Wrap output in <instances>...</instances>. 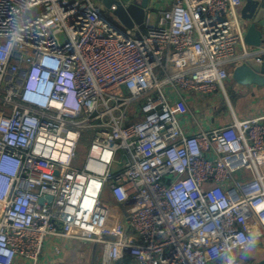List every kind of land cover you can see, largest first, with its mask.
Instances as JSON below:
<instances>
[{"label": "built area", "instance_id": "1", "mask_svg": "<svg viewBox=\"0 0 264 264\" xmlns=\"http://www.w3.org/2000/svg\"><path fill=\"white\" fill-rule=\"evenodd\" d=\"M242 3L149 0L141 33L97 0H0V264H37L57 236L100 245L101 264H243L264 232V124L202 129L185 98L264 62ZM106 190L128 206L117 232Z\"/></svg>", "mask_w": 264, "mask_h": 264}, {"label": "crops", "instance_id": "2", "mask_svg": "<svg viewBox=\"0 0 264 264\" xmlns=\"http://www.w3.org/2000/svg\"><path fill=\"white\" fill-rule=\"evenodd\" d=\"M244 2L245 0H243L242 6L238 8L239 15ZM258 28L264 36V27L260 25ZM233 67L234 65L229 67L228 79L223 84L224 92L220 89L222 94L219 87L207 94L196 92L185 94L186 101L192 102L196 112L201 114V117H198V124L202 129L231 124L233 117L238 120L261 118V122L264 124V85L241 86L236 84L230 76ZM166 94L176 108L177 115L183 119V123L186 122L182 117L183 114L177 103V97L170 91H167ZM221 101H226L223 111H219ZM102 199L103 205L107 209L108 225L116 232L122 230L128 206L115 204L107 190ZM236 257L243 264H257L260 259L264 258V232L259 237L258 245L248 246L244 251L237 252ZM101 259L100 245L57 236L45 240L37 264H101ZM128 261L129 259L125 257L114 264H122ZM19 264L29 263L19 261Z\"/></svg>", "mask_w": 264, "mask_h": 264}, {"label": "water", "instance_id": "3", "mask_svg": "<svg viewBox=\"0 0 264 264\" xmlns=\"http://www.w3.org/2000/svg\"><path fill=\"white\" fill-rule=\"evenodd\" d=\"M102 3L105 8H109L111 4H115L116 8L112 11L118 22L127 29L134 26L141 33H145L144 13L148 7L149 0H140L137 4H128L124 9L116 0H97ZM241 20L245 26L244 43L250 51L260 48L264 45V36L258 26L264 27V0H261L259 6L253 0H245L240 14ZM232 80L241 86L245 85H264V62L257 63L255 56L250 55L245 60L234 66L230 72ZM45 199L41 198L39 204ZM259 244V238H252V245ZM257 264H264V258L260 259Z\"/></svg>", "mask_w": 264, "mask_h": 264}, {"label": "rangeland", "instance_id": "4", "mask_svg": "<svg viewBox=\"0 0 264 264\" xmlns=\"http://www.w3.org/2000/svg\"><path fill=\"white\" fill-rule=\"evenodd\" d=\"M253 1L257 2V6H259V4L261 3V0H253ZM135 2L138 3L139 1H135ZM98 3H99L100 11L105 17H107L110 21H112L114 23H119L117 18H115V16L113 15L112 11H110L108 8H105L102 5V3H100V2H98ZM151 14H154V11L151 12ZM121 27H123V26L121 25ZM59 39L62 40L63 36H60ZM224 84H225V82H224ZM219 91L222 94V91L220 89H219ZM224 102L226 103V101H221V103L219 105V107H220L219 111H223L224 110V107H225L224 106V104H225ZM187 105H188V108L190 109V111L193 114H195L197 117H201V114L199 112H196V110L194 109L192 102L187 101ZM90 138H91V135H90L89 131H87V130L83 131L81 139L79 141L77 159L74 161L75 166H81V164H82V162L84 160L87 148L89 147ZM121 162H122V158H121ZM116 167L117 166H114V168H116ZM0 213H1V208H0Z\"/></svg>", "mask_w": 264, "mask_h": 264}, {"label": "trees", "instance_id": "5", "mask_svg": "<svg viewBox=\"0 0 264 264\" xmlns=\"http://www.w3.org/2000/svg\"><path fill=\"white\" fill-rule=\"evenodd\" d=\"M83 133V132H82ZM82 133H81V136H82ZM81 139V138H80Z\"/></svg>", "mask_w": 264, "mask_h": 264}]
</instances>
